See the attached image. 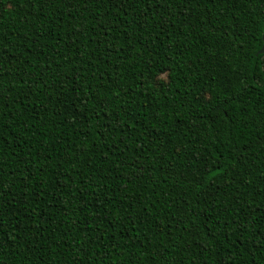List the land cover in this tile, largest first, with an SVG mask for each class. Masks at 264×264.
Masks as SVG:
<instances>
[{"label": "trees", "instance_id": "obj_1", "mask_svg": "<svg viewBox=\"0 0 264 264\" xmlns=\"http://www.w3.org/2000/svg\"><path fill=\"white\" fill-rule=\"evenodd\" d=\"M264 0H0V264H264Z\"/></svg>", "mask_w": 264, "mask_h": 264}, {"label": "water", "instance_id": "obj_2", "mask_svg": "<svg viewBox=\"0 0 264 264\" xmlns=\"http://www.w3.org/2000/svg\"><path fill=\"white\" fill-rule=\"evenodd\" d=\"M264 53V31L262 33V46L261 48L256 52V55L263 54Z\"/></svg>", "mask_w": 264, "mask_h": 264}]
</instances>
